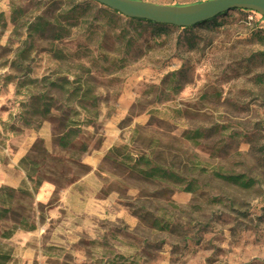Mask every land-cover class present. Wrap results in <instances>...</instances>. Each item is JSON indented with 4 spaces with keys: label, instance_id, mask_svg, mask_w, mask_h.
Returning a JSON list of instances; mask_svg holds the SVG:
<instances>
[{
    "label": "rangeland",
    "instance_id": "rangeland-1",
    "mask_svg": "<svg viewBox=\"0 0 264 264\" xmlns=\"http://www.w3.org/2000/svg\"><path fill=\"white\" fill-rule=\"evenodd\" d=\"M91 5L0 0L2 264H264V20L235 9L183 28ZM68 118L78 131L61 148ZM137 156L185 182L146 179Z\"/></svg>",
    "mask_w": 264,
    "mask_h": 264
},
{
    "label": "water",
    "instance_id": "water-1",
    "mask_svg": "<svg viewBox=\"0 0 264 264\" xmlns=\"http://www.w3.org/2000/svg\"><path fill=\"white\" fill-rule=\"evenodd\" d=\"M93 1L127 18L183 28L192 27L235 9L253 11L264 18V0H205L185 5L159 4L144 0Z\"/></svg>",
    "mask_w": 264,
    "mask_h": 264
},
{
    "label": "trees",
    "instance_id": "trees-1",
    "mask_svg": "<svg viewBox=\"0 0 264 264\" xmlns=\"http://www.w3.org/2000/svg\"><path fill=\"white\" fill-rule=\"evenodd\" d=\"M84 2L88 6H93V5H91V2H93V0H84ZM239 10H241V9H239ZM112 13L119 14L116 11H112ZM224 14H226V12L223 14H220V15H224ZM213 19L214 18H212L211 20H213ZM136 20L137 21H146V20H139V19H136ZM211 20H208V21H211ZM259 20L263 21L264 18L260 17ZM208 21H205V22H208ZM146 22L152 23L149 21H146ZM152 24H154V23H152ZM186 28H188V27H186ZM63 83L64 84H53V83H51V85L57 86L59 88H64V85H70L71 84L67 80H64ZM71 95H76L78 97L77 104L79 105V107L85 109L83 102L86 98V92L82 93L81 95L78 96V88H74V90L71 92ZM66 101H69V99H66ZM44 111L48 112V109L45 108ZM76 124H79V123H78V121H76L73 118H68V122L66 124H64L66 131L61 133L57 138V143L61 148H67L69 145H71V142H72L71 139H72V137L77 135V131H78V130H75L76 128H73ZM200 135H201L200 132L198 130H195L193 135H189L188 132H186L183 135V137L188 139L189 141H194L197 138H199ZM41 142H42V140H37L34 143L30 152L31 153L32 152L37 153V155H40L43 159L46 157V155L48 153L45 149L40 147ZM82 151L85 152L86 148L83 147ZM133 162L135 165H142V168L139 170V172L142 173V175L146 179L157 180V181H162V182H171V183L178 184V185H182L185 182V179L183 177L179 176L178 174H175L171 168H163L159 165H155L149 159H147L143 156H137L136 158L133 159ZM24 163H30V165H31V168L29 169L30 171L27 168L23 167V169H25V171H26L27 180H29V182L32 183V186L30 187L31 191H29L27 189L25 191L27 194L31 195L38 190V188L41 184V179L39 177H37L35 180L32 178V173L35 172V170L38 166V162L36 159H33L32 157H30V154H28L20 160L21 166ZM212 174L215 177L221 179L222 181H224L226 183L236 185V186L243 188V189L250 188L253 184L252 180L247 178L244 174H235V175L234 174H223V173L216 172V171H213ZM194 182H195L194 180H190L189 182H187L185 184L184 191L194 192L196 190V186H195ZM2 189H5V188H1L0 191H2ZM7 190L8 191H14V189H9V188ZM10 234H11V231L6 233L4 235V237H9ZM5 259H7V256H5V255L1 256L0 255V264H2Z\"/></svg>",
    "mask_w": 264,
    "mask_h": 264
},
{
    "label": "crops",
    "instance_id": "crops-1",
    "mask_svg": "<svg viewBox=\"0 0 264 264\" xmlns=\"http://www.w3.org/2000/svg\"><path fill=\"white\" fill-rule=\"evenodd\" d=\"M114 132L115 131L107 132L102 144L93 150V153L92 155H90L89 161L87 163H89L90 165H96L107 153H109L116 140V134H114Z\"/></svg>",
    "mask_w": 264,
    "mask_h": 264
}]
</instances>
